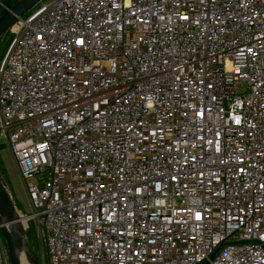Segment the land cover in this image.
I'll return each instance as SVG.
<instances>
[{"label":"built area","instance_id":"2783aa9c","mask_svg":"<svg viewBox=\"0 0 264 264\" xmlns=\"http://www.w3.org/2000/svg\"><path fill=\"white\" fill-rule=\"evenodd\" d=\"M11 28L0 134L49 264H264V0H53Z\"/></svg>","mask_w":264,"mask_h":264},{"label":"rangeland","instance_id":"374dc122","mask_svg":"<svg viewBox=\"0 0 264 264\" xmlns=\"http://www.w3.org/2000/svg\"><path fill=\"white\" fill-rule=\"evenodd\" d=\"M8 0L0 1V13ZM14 1V0H11ZM53 0H43L33 9L25 12L22 16L27 17L31 14L37 7L43 3H48ZM14 36L12 28L8 29L0 39V62L5 55V52ZM0 171L5 179L7 188L12 195L13 201L16 208L20 214H31L33 212L32 206L28 199L27 193L25 191L24 183L28 182L26 179L23 182L18 168L16 166L13 155L9 147L5 144L4 139L0 134ZM24 226L26 231V236L31 250L38 256L39 264H49V257L47 253V247L44 236V228L37 220L32 218H24ZM0 236L2 237V242L0 244V264H10L8 248L6 244L5 237L0 231Z\"/></svg>","mask_w":264,"mask_h":264},{"label":"water","instance_id":"95a60500","mask_svg":"<svg viewBox=\"0 0 264 264\" xmlns=\"http://www.w3.org/2000/svg\"><path fill=\"white\" fill-rule=\"evenodd\" d=\"M41 1L43 0H8L0 13V39L19 17ZM23 217L27 216L18 212L0 171V231L6 240L10 264H22V255L25 256L26 264H39L38 256L28 243Z\"/></svg>","mask_w":264,"mask_h":264},{"label":"bare ground","instance_id":"6f19581e","mask_svg":"<svg viewBox=\"0 0 264 264\" xmlns=\"http://www.w3.org/2000/svg\"><path fill=\"white\" fill-rule=\"evenodd\" d=\"M23 221H24V217H23ZM24 262V263H23ZM22 264H26V261H25V256L22 255Z\"/></svg>","mask_w":264,"mask_h":264}]
</instances>
